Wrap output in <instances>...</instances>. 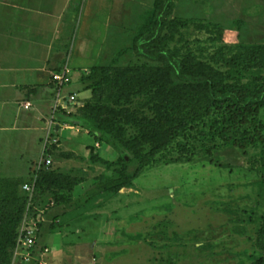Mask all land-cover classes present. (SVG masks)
Segmentation results:
<instances>
[{
    "label": "rangeland",
    "instance_id": "1",
    "mask_svg": "<svg viewBox=\"0 0 264 264\" xmlns=\"http://www.w3.org/2000/svg\"><path fill=\"white\" fill-rule=\"evenodd\" d=\"M100 1L93 0L86 11L96 12ZM155 1L121 0L126 10L121 27L107 30L100 10L96 30H77L85 5L80 0L73 29L62 30L54 69L68 65L72 86L65 92L76 99L55 108V94L41 108L44 116L32 102L25 115L30 128L0 137V264H258L264 259V106L247 123L214 108L206 118L208 123L217 118L220 125L225 119L234 140L247 143L253 137L255 143L240 148L216 136L210 156L200 149L191 161H178L171 149L140 173L127 148L99 145L91 134L111 138L102 129L105 120H118L128 137L137 134L138 121L126 120L155 115L161 96L155 84L164 85L162 98L172 93L169 66L138 55L133 45L149 26ZM111 2L104 0L101 8ZM174 4L167 18L172 24L161 34L165 49L192 71L250 94L264 90V0ZM121 169L129 180L125 185ZM59 194L68 202L57 204ZM29 228L36 243L26 250L18 239Z\"/></svg>",
    "mask_w": 264,
    "mask_h": 264
},
{
    "label": "trees",
    "instance_id": "2",
    "mask_svg": "<svg viewBox=\"0 0 264 264\" xmlns=\"http://www.w3.org/2000/svg\"><path fill=\"white\" fill-rule=\"evenodd\" d=\"M174 7V0H156L148 28L138 34L133 41L138 55L169 66L172 73L171 81L167 86L172 93L167 98H162L165 87L155 84L161 95L155 104V115L138 120L128 116L126 120L128 124L131 121L132 123L138 121L137 125L140 129L135 135L126 136L125 128L117 126L118 120L102 122V129L111 135L109 139L101 138L95 132H91L99 145L108 143L114 147L127 148L139 163L138 173L144 167L155 164L159 155L171 149L176 151L177 158L175 159L178 161H191L200 149H204L205 154L210 156L217 149V145L212 141L216 136L240 148H245L248 143H255L253 137L248 138L247 143L234 140L231 135V125H224L225 119H223V125H220L219 119L213 118L208 123L206 118L213 114L214 108L221 112L228 111L229 119L241 117L240 122L247 123L248 117L257 115L264 106L263 89L250 94L247 90L226 85L204 72L192 71L173 52L163 47L161 34L163 27L172 24L167 18L173 12ZM180 24L184 26L186 23L180 21ZM92 71L95 73L97 68H93ZM150 81L147 80V83ZM69 86H72V82ZM38 88L43 89V86ZM52 88V97H54V85ZM207 125L208 128H206ZM209 161L212 163L213 159L210 158ZM119 172L125 179L122 185L127 184L129 180L126 170L121 169ZM55 201L61 204L67 203L68 199L63 194H59L55 197ZM263 261L264 259H260L257 263Z\"/></svg>",
    "mask_w": 264,
    "mask_h": 264
},
{
    "label": "crops",
    "instance_id": "3",
    "mask_svg": "<svg viewBox=\"0 0 264 264\" xmlns=\"http://www.w3.org/2000/svg\"><path fill=\"white\" fill-rule=\"evenodd\" d=\"M84 1L77 30H96L99 21L95 23L94 17L100 10L107 30L120 26L125 2L114 5L109 0L112 5L102 4L101 8V0L96 12H88L87 5L92 6L93 0ZM79 4L80 0H0V137L8 139L14 131L30 128L25 116L28 110L23 106L26 102H35L37 111L46 114L41 108L53 98L54 53L62 30L73 29Z\"/></svg>",
    "mask_w": 264,
    "mask_h": 264
},
{
    "label": "built area",
    "instance_id": "4",
    "mask_svg": "<svg viewBox=\"0 0 264 264\" xmlns=\"http://www.w3.org/2000/svg\"><path fill=\"white\" fill-rule=\"evenodd\" d=\"M51 81L55 87V108L61 106L64 102H73L76 99L75 94L66 93V89L69 87V84L72 82L71 80V70L68 65H64L54 71L51 76ZM24 108L28 109L31 106L30 102H26ZM38 168H40L43 163L39 161ZM24 187L28 190H32V188L25 184ZM35 232L32 229H28L24 233H22L18 239V244L20 247L25 248L26 250H30L35 246L36 240L34 236ZM29 253V252H28Z\"/></svg>",
    "mask_w": 264,
    "mask_h": 264
}]
</instances>
